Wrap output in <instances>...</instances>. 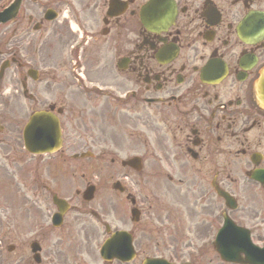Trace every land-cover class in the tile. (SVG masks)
I'll return each mask as SVG.
<instances>
[{
  "label": "flooded vegetation",
  "instance_id": "af4514ba",
  "mask_svg": "<svg viewBox=\"0 0 264 264\" xmlns=\"http://www.w3.org/2000/svg\"><path fill=\"white\" fill-rule=\"evenodd\" d=\"M139 1L133 4V8L128 4L121 17L113 20L107 19L106 15L109 0H88L87 3L92 4L91 9L89 12L83 11L80 18L87 17L84 20L87 22L85 30L86 25L93 27L100 21L106 22L107 35H112L108 49L112 51L113 38H116L120 42L116 46L119 56L126 54L130 57L127 71L138 81V88L132 92L130 100L137 105H154L155 108L150 110L156 111L169 126L170 123L175 124L177 131L170 129L168 132H172L173 146L179 152L172 154L167 146L165 150L164 146L161 145L160 149L158 145L159 160L164 161L175 177L158 174L154 193L143 197L133 196L129 192L125 196V189L120 193L106 186L101 187L104 189V193H101L99 186L92 183L95 194L90 201L83 199L89 181L80 187L66 186L65 183L61 187L59 184V188L51 189V194L54 192L64 199L68 206H54L50 201L49 211L40 204L27 205L28 212L35 219L25 222L26 231H22L20 226L16 227L9 241L0 237V253L5 248L10 256L2 261L0 257V264H98L97 245L102 238L88 221V212L95 219L101 217L103 222L116 224L110 229V225L105 223L109 225H105V233H112L125 226V199H130L133 207L139 210L140 217L155 227L157 224H169L172 220L175 230H178V212L173 209L177 202L184 203L185 210L179 212V222L181 227L186 225L192 228V235L179 238L176 231L165 234L159 229V241L156 243L170 245L185 239L187 244H192L204 232L205 225L211 222L213 210L218 208V212H222L226 208L225 202L212 192L211 183L233 194L234 189L239 187L238 179L231 175L233 170L242 169L243 174L247 175L251 170L264 168V110L254 100L257 79L264 67V32L261 31L264 17L257 16L264 13V0H169V4L174 5L173 16L152 29L148 28L145 20L156 19L158 10L167 11L169 4L164 0L165 4L161 7L151 6L145 17L142 9L151 0ZM11 2L0 0V11ZM33 2L21 0L16 13L6 23L0 24V37H9L12 49L19 45L25 47L39 37L34 36L33 32L41 16ZM34 17H38L37 20ZM245 19L250 22L242 29ZM129 21L136 22L138 41L131 49L127 47L125 53L123 31L124 27L127 30ZM39 24L42 29L50 23L40 19ZM242 30L249 35L245 41ZM81 44L70 45V68L67 66L62 72L59 87L68 83L69 89L70 75L71 80H80V85L83 83L82 76L85 86L78 90L70 89L71 97L66 102L65 92L61 91L53 104L55 111L62 108L55 115L60 123L62 145H69L70 148L77 144L96 146L101 138L99 134H94L105 132L102 128L90 131L87 124L81 126L78 122L79 118L85 116L83 109L91 101L90 95L84 93L88 90L86 84L107 81L105 75L98 73L103 66L102 52L98 46L85 48L84 66L76 60L77 47ZM173 48L176 49L173 60L166 61V64L156 62V55ZM17 53L18 50L11 56L16 61V68L17 64L22 66ZM117 99V104L125 107V100ZM93 102L99 104L98 99ZM99 102L108 105L107 101ZM142 117L146 122V116L143 114ZM154 130L157 132V129ZM43 160L45 163L50 160L57 162V159ZM110 162L114 165L115 158H110ZM194 165L199 166L197 173L190 172ZM73 175L76 181L77 175ZM41 176L36 174V178L32 179L33 184ZM107 177L121 180L120 187H125V172L119 168L108 169ZM231 183L234 187L229 186ZM41 195H36L37 203L43 202L44 196ZM167 202L173 204L160 205ZM256 203L233 210L231 218L240 225L246 222L255 224L264 235V211L257 209ZM89 204L96 209L88 210ZM61 208H64L63 213L59 212ZM129 231L135 240L134 232Z\"/></svg>",
  "mask_w": 264,
  "mask_h": 264
},
{
  "label": "rangeland",
  "instance_id": "374dc122",
  "mask_svg": "<svg viewBox=\"0 0 264 264\" xmlns=\"http://www.w3.org/2000/svg\"><path fill=\"white\" fill-rule=\"evenodd\" d=\"M8 39H9L8 37H3L0 40V50L1 51H4L5 46H7V45L4 44V41L6 42ZM9 75H10L9 73L8 74L6 73V77H9ZM14 88H15V85H13V89ZM134 110L139 111V108H134ZM2 114H3V112H2ZM135 124L137 125L138 123L135 122ZM128 125H129V123H128ZM131 131H132V128L131 127L130 128H127V131H125V138L123 136L119 135V137H121V138H123L125 140V147H122V148H120L118 150L122 154L125 153V157H127L126 156L127 154L130 155V154H134L136 152H140V153L143 152V149L139 148V140H138L137 133L134 132L133 134H131ZM110 140H111V138L110 137H107V138H105L103 140H100L98 143H100V145H106V143L108 141H110ZM151 146H153V145L152 144H147L146 145V153H145L144 158H145V160H148V164H147V167L146 168L145 167L143 168L144 176L141 177L142 178V181H143L144 185H146V187L145 188H141L139 186V184L137 183V181H136V183H137L138 186H135L133 184L134 187H135V189L138 188L140 192L141 191H146L147 189L148 190H152L153 189V184L149 183L150 182L149 179H150V176L154 172L157 173V174L159 172H168L163 166H161L153 158H151V154H150ZM155 149H156V151H159L158 147H156V146H155ZM112 150L113 149H110L108 151H112ZM105 162L106 163H101L98 166L104 167V166L108 165L109 164V159L106 158L105 159ZM130 174L132 176H134L135 180L136 179H140V176L137 177L139 175L138 173L131 171ZM246 196H245V198H246ZM21 202H23V201H20V203ZM20 203H18V204H20ZM244 204H245V201H244ZM14 205H16V204H14ZM101 230L102 229L100 228V231ZM145 231L148 234V236H157L158 235V232L155 229H152L150 231H148V230H145ZM10 233H11V229H7L5 226H3V227L0 226V235H9ZM142 236L143 235L141 234V231H139V240H141L144 243H142V245H139L137 248H139L140 251L142 249H147V248L148 249H152V250L155 251L156 244L154 242H152L151 240H149L148 238H144ZM183 245L186 247V244L184 242H179L178 243V247H181ZM158 247H159V249L157 251H159V252H162L165 249V248H163L160 245ZM169 256H172V258L180 257V255L175 256V255H172L171 253L167 257H169ZM183 256H184V254H183ZM176 259L180 260L181 258H176ZM139 261H140V258H138L132 264H139ZM197 264H222V263L220 262V260H219L218 256L216 255V253L212 249H210L208 252H206L204 254V256H202V258L200 259V261Z\"/></svg>",
  "mask_w": 264,
  "mask_h": 264
},
{
  "label": "water",
  "instance_id": "95a60500",
  "mask_svg": "<svg viewBox=\"0 0 264 264\" xmlns=\"http://www.w3.org/2000/svg\"><path fill=\"white\" fill-rule=\"evenodd\" d=\"M228 249L230 248L228 247ZM128 250H129V246L127 248V251ZM239 261H241L244 264H264V255H260L259 260H252V259L249 260V258H246V259H240Z\"/></svg>",
  "mask_w": 264,
  "mask_h": 264
}]
</instances>
